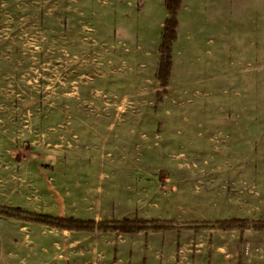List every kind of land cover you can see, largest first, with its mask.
Listing matches in <instances>:
<instances>
[{
	"label": "rangeland",
	"instance_id": "1",
	"mask_svg": "<svg viewBox=\"0 0 264 264\" xmlns=\"http://www.w3.org/2000/svg\"><path fill=\"white\" fill-rule=\"evenodd\" d=\"M167 16L165 0H0V205L176 226L0 215V264H264V231L216 224L264 219V0H183L156 104Z\"/></svg>",
	"mask_w": 264,
	"mask_h": 264
},
{
	"label": "trees",
	"instance_id": "2",
	"mask_svg": "<svg viewBox=\"0 0 264 264\" xmlns=\"http://www.w3.org/2000/svg\"><path fill=\"white\" fill-rule=\"evenodd\" d=\"M183 0H165V7L168 16L164 20L162 29L161 44L159 47L160 59L156 78L159 81L161 90L156 92V104L163 101V94L167 93V87L172 70V52L173 44L177 40L178 11L181 8ZM0 215L5 217H15L18 219L45 224L67 230L104 233L113 232L120 234H135L149 232H165L176 229V226L170 220L165 219H145L141 217L122 218L114 220L79 219L74 217H60L48 214H42L32 211H24L21 208L0 205ZM218 227L223 230L239 229L243 232L245 229L253 228L264 231V219L259 221H249L243 218L224 219L216 222Z\"/></svg>",
	"mask_w": 264,
	"mask_h": 264
},
{
	"label": "crops",
	"instance_id": "3",
	"mask_svg": "<svg viewBox=\"0 0 264 264\" xmlns=\"http://www.w3.org/2000/svg\"><path fill=\"white\" fill-rule=\"evenodd\" d=\"M2 29V28H1ZM157 217H159V216H157V215H153V216H151L150 218L151 219H157ZM150 233H153V234H156V235H158V234H163V233H166V234H170V233H173V232H171V231H169L168 233L167 232H150ZM137 234H142V233H137ZM158 236H156V238H157ZM155 238V239H156ZM145 256V255H144ZM143 258V260H144V264H148V256L146 255V258L144 259V257H142ZM130 261H132V260H129V263H130ZM128 263V264H129ZM122 264H124V263H122ZM130 264H133L132 262L130 263Z\"/></svg>",
	"mask_w": 264,
	"mask_h": 264
},
{
	"label": "bare ground",
	"instance_id": "4",
	"mask_svg": "<svg viewBox=\"0 0 264 264\" xmlns=\"http://www.w3.org/2000/svg\"><path fill=\"white\" fill-rule=\"evenodd\" d=\"M1 38H2V36H1ZM6 40H8V38H5V41H6ZM147 56H149V58H150V57H151V54H148Z\"/></svg>",
	"mask_w": 264,
	"mask_h": 264
}]
</instances>
